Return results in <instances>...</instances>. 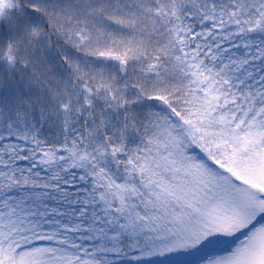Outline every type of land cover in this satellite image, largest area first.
Listing matches in <instances>:
<instances>
[{"label": "snow or ice", "instance_id": "obj_1", "mask_svg": "<svg viewBox=\"0 0 264 264\" xmlns=\"http://www.w3.org/2000/svg\"><path fill=\"white\" fill-rule=\"evenodd\" d=\"M0 264H264V0H0Z\"/></svg>", "mask_w": 264, "mask_h": 264}]
</instances>
